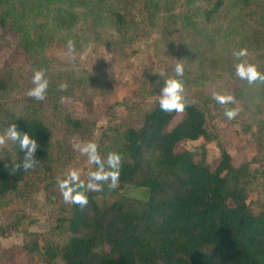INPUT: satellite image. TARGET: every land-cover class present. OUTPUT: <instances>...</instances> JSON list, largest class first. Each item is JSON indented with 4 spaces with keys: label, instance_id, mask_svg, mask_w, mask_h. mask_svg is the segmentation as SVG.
Segmentation results:
<instances>
[{
    "label": "trees",
    "instance_id": "1",
    "mask_svg": "<svg viewBox=\"0 0 264 264\" xmlns=\"http://www.w3.org/2000/svg\"><path fill=\"white\" fill-rule=\"evenodd\" d=\"M27 1L0 0V39L15 44L34 66H48L50 56L44 49L58 31L70 30L82 18L90 32L111 29L123 43L140 39L150 26L159 30L164 43L167 30L177 25L190 39L186 52L197 63L229 65L238 61L224 53L247 47L252 51L249 63L264 73V0H79L73 5L46 0L47 5L57 6L49 23L42 22L33 33ZM34 1L39 9V0ZM75 6L83 11L72 10ZM177 7L179 11L172 12ZM228 43L233 45L229 48ZM9 57L15 59L14 54ZM234 81L233 96L240 101L241 116L229 121L241 124L255 143L250 161L260 162L256 169L250 171L247 161L233 165L218 141L214 167L202 158L194 159L191 151L177 150L181 141L201 138L204 150L205 142L216 140L206 118L213 112L227 118L224 107L213 98H202L201 105L186 101L175 123L172 119L178 113L161 111L157 98L139 115L136 125L126 123L113 150L122 157L116 189L104 184L103 191L87 192L88 205L83 209L69 203L54 209L50 191L43 199L48 221L45 233L28 230L36 217L23 207L0 224V237L21 234V248L40 264H264V83ZM9 86L7 77L0 75V94ZM65 93L49 80L47 98ZM13 123L40 145L35 153L40 164L12 174V162L22 163L25 151L18 143L6 142L0 152V205L11 195L19 200L24 194L18 204L24 202L35 184L31 172L38 170L42 175L48 169L51 132L46 123L31 108L17 112L0 107V134ZM125 185L145 189L144 200L136 208L120 201L99 205L95 200L96 195Z\"/></svg>",
    "mask_w": 264,
    "mask_h": 264
},
{
    "label": "rangeland",
    "instance_id": "2",
    "mask_svg": "<svg viewBox=\"0 0 264 264\" xmlns=\"http://www.w3.org/2000/svg\"><path fill=\"white\" fill-rule=\"evenodd\" d=\"M45 1L39 0V9L34 0L27 1L30 6L28 20L31 22L29 28L32 33L40 28L42 22L49 23L50 15L55 11L57 4L47 5ZM60 1L73 5L79 0ZM43 2L44 5H41ZM72 10L80 12L83 7L75 6ZM177 10L179 11L178 7L172 12ZM64 30L58 31V36L44 49V53L50 56L45 68L41 64L34 66L29 58L18 51L15 44L0 39V75L4 74L10 81L9 88L0 94V107H10L17 112L31 108L51 132L45 162L48 169L41 171L42 175L38 170L31 172L30 180L35 184L24 202L18 204L19 200L24 199V194L19 200L11 195V198L6 199V204L0 205V224L5 223L10 216L12 218L15 211L20 212L25 207V213L36 217L35 222L27 226L28 230L41 234L48 229L43 207L46 193L52 192L50 198L54 209L65 204L57 184L58 179L64 178L69 170L77 169L81 173V179L86 180L87 173L96 170V165L89 164L86 156L73 149V142H96L102 158L113 152L120 142L126 123L136 125L139 115L148 110L160 95L161 87H158V83L164 80L158 73L152 72L164 69L171 76L174 75V65L182 63L184 75L180 79L184 83L185 100L198 105H201L202 98H212L213 91L233 95L236 89L233 87L236 83L234 80L238 79L235 75V61L229 65L219 61V65L212 67L203 66L193 60L192 56H188L186 45L190 39L180 32V26L177 25H171L167 30L164 43L159 30L154 31L152 26L140 39L124 43L116 39L111 29L103 33L96 28L90 32L88 22L82 18L77 19L70 30ZM68 39L75 43L74 61H70L67 55ZM231 45L233 43L227 44L229 48ZM245 48L249 53L246 58L249 62L252 51ZM9 54H14L15 59L9 57ZM225 55L230 59L233 52L224 53ZM39 69H43L46 78L55 85L66 84V93L58 98L46 97L44 101L26 96V91L33 86V70ZM234 104L240 109L238 99L234 98ZM179 118L180 114L175 115L172 123ZM206 121L208 131L216 136V140L205 142L204 150L200 147L204 142L201 138L181 141L177 150L191 151L194 159L202 158L214 167L220 152L216 144L218 141L230 155L233 165L247 161L250 171L259 166L260 162L250 161L255 154L256 145L241 124L219 118L214 112L207 116ZM144 197L143 187L125 185L118 191L98 194L95 200L99 205L120 201L136 208ZM22 244L23 239L19 233L11 232L7 237H0V264H40L36 256L31 257L21 248Z\"/></svg>",
    "mask_w": 264,
    "mask_h": 264
},
{
    "label": "clouds",
    "instance_id": "3",
    "mask_svg": "<svg viewBox=\"0 0 264 264\" xmlns=\"http://www.w3.org/2000/svg\"><path fill=\"white\" fill-rule=\"evenodd\" d=\"M66 47L69 60L74 61L76 59L74 41L68 39ZM248 55L246 48L233 51V56L238 61L235 65V75L247 81L249 85L257 82L264 83V73H261L255 64L248 62L246 59ZM104 59L107 60L105 57ZM173 72L174 75L171 76L164 69L152 72L158 73L164 80L160 95H158V105L160 110L165 113L171 114L175 112L182 114L187 107L184 96V83L180 79L184 75L183 64L177 62L174 65ZM31 83L33 86L26 91L25 95L37 101H44L49 87V80L46 78L45 71L43 69L33 70ZM59 87L63 91L67 85L61 83ZM211 95L219 105L224 107V115L228 120H234L239 115V108L227 107L234 103L233 95L216 91H213ZM9 140L13 143H18L19 148L25 151L22 163L12 162L10 168L12 174H15L20 169L27 172L35 169L40 164V161L35 157L36 150L40 148V145L28 132H19L14 123L9 124L6 132L0 134V152L3 151L6 142ZM72 147L81 155L86 156L89 164L97 166L96 170L87 173L86 180L81 179L79 170L71 169L64 178L57 181L63 201L78 205L83 209L88 205L87 192L103 191L104 184H107L109 190H114L119 186L122 157L117 152H109L106 158H102L98 151V144L94 141L73 142ZM5 167L7 168L8 165L5 164Z\"/></svg>",
    "mask_w": 264,
    "mask_h": 264
}]
</instances>
